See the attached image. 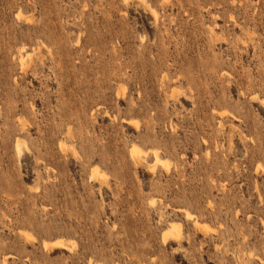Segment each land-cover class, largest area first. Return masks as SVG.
<instances>
[{
  "label": "rangeland",
  "instance_id": "374dc122",
  "mask_svg": "<svg viewBox=\"0 0 264 264\" xmlns=\"http://www.w3.org/2000/svg\"><path fill=\"white\" fill-rule=\"evenodd\" d=\"M0 264H264V0H0Z\"/></svg>",
  "mask_w": 264,
  "mask_h": 264
},
{
  "label": "bare ground",
  "instance_id": "6f19581e",
  "mask_svg": "<svg viewBox=\"0 0 264 264\" xmlns=\"http://www.w3.org/2000/svg\"><path fill=\"white\" fill-rule=\"evenodd\" d=\"M20 58H21V57H20ZM17 143H18V142H17ZM17 145H18L17 148H18V150H19V148H20L19 146H20L21 144H20V145L17 144ZM18 150H17V151H18ZM137 151L139 152L138 147L134 146V147L132 148V152H137ZM156 159H159V158H157V156H156V157H155V160H156ZM159 160H160V159H159ZM157 161H158V160H157ZM95 171H97V170H95Z\"/></svg>",
  "mask_w": 264,
  "mask_h": 264
}]
</instances>
